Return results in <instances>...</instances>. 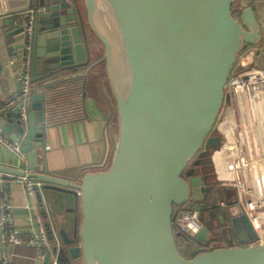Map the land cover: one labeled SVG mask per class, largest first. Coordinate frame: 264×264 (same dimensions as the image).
Returning <instances> with one entry per match:
<instances>
[{"label":"water","instance_id":"obj_1","mask_svg":"<svg viewBox=\"0 0 264 264\" xmlns=\"http://www.w3.org/2000/svg\"><path fill=\"white\" fill-rule=\"evenodd\" d=\"M1 17L30 45L31 89L0 114V129L26 157L27 177L42 184L34 186L42 209V190L77 199L72 237L46 223L49 239L57 236L69 258L81 264H264V243L256 242L241 210L230 221L235 244L207 247L212 239L203 226L192 237L190 257L179 251L173 228L176 208H199L212 189L188 166L204 149L225 143L227 129L216 130L231 101L229 79H246L253 65L264 69L258 18L264 23V0H0ZM88 34L102 46L111 93L104 118L116 131L108 167L68 179L51 174L46 163L38 169L34 150L44 146L52 124L56 76L89 61ZM0 172L24 174L4 165Z\"/></svg>","mask_w":264,"mask_h":264},{"label":"crops","instance_id":"obj_2","mask_svg":"<svg viewBox=\"0 0 264 264\" xmlns=\"http://www.w3.org/2000/svg\"><path fill=\"white\" fill-rule=\"evenodd\" d=\"M258 18L264 26L263 21L260 17ZM23 44V31H17V28H13L9 20L1 17L0 107L18 95L19 83L16 80V68L9 65L8 61L12 54L20 52ZM88 45L89 61L81 67L59 73L56 76L58 79L54 83V86H60V90L56 94L62 91L65 92V90L77 92L74 113L68 119H51L52 124L46 130L44 146L34 150L38 169L43 168L44 163H46L51 174L68 179H71L76 173L81 175L89 170L96 171L108 167L113 148V131H116L114 124H111L110 127L109 124H106L104 118L107 107L111 105V93L105 75L104 63L101 61L102 46L90 34H88ZM253 67L256 66L253 65ZM66 78H71V80L65 81ZM260 79L263 80V83L258 85H262L263 88L264 78ZM260 79L258 82H261ZM83 81H85L84 87L80 89ZM249 83L244 86H248ZM242 87V85H239L236 88V97L240 107L242 104L240 94H254L253 92L250 93L248 89L243 91L244 87ZM241 88L243 92L240 91ZM82 91L85 92L84 99H82ZM254 98L250 96L249 101V115L253 122L252 127L255 133L253 135H255L254 139H256L255 144L257 146L254 156H252L253 152L251 153L250 147L244 142V139L236 135L235 128H233L234 121L228 115L223 120L226 121V124H229L227 130L230 132L232 140L224 141L225 143L219 147L207 149L204 157L207 162L209 177H204L203 165L188 166L192 171L194 168H196V171L198 169L196 175L203 177L205 183L211 185L212 188L201 201L200 207H196L200 211L203 226H206L209 231L207 241L212 239L207 246L210 248L229 246L236 243L230 224L231 218L241 210L252 221L248 212L250 205L257 206L256 211H259L257 213L259 217L256 216V219H261V224L264 227V207L258 209L260 203L264 202V179L261 173L253 172L250 169L251 165H264V161L256 162L254 160L262 153L261 135L256 132L260 120L257 111L260 110L259 106L264 101V97L259 100L254 95ZM243 134L247 137L246 131H243ZM235 151L251 153V157L248 154L245 155L248 166L242 169L240 173L235 171L234 165L229 164V160L233 158ZM260 157L259 159H261ZM18 164L17 157L0 145V165L12 167ZM262 172L264 173V168ZM235 178L240 182V186L233 187L222 184L224 181L229 184L233 183ZM41 195L43 209L37 197L34 200L27 198L22 184L13 183L10 186L9 201L13 206L16 227L29 231L35 226L34 216L37 213L45 228H47L46 223H49L53 228L62 226L69 230L72 227L69 221L79 215L77 199L72 195L52 190H42ZM263 227L261 229H264ZM194 244L193 241L190 252ZM9 257L18 264H34L36 263V250L29 246H16L9 249Z\"/></svg>","mask_w":264,"mask_h":264},{"label":"built area","instance_id":"obj_3","mask_svg":"<svg viewBox=\"0 0 264 264\" xmlns=\"http://www.w3.org/2000/svg\"><path fill=\"white\" fill-rule=\"evenodd\" d=\"M27 36L31 34V23L29 22L25 28ZM30 45L24 43L20 52L14 53L10 56L8 64L16 68V80L20 86V92L13 100L0 107V114L18 105L20 101H25L31 89V76H30ZM246 79L243 75L231 77L227 83L226 92L232 97L236 96L237 86H244L250 80L259 77H264V69L251 67L245 73ZM261 87V86H259ZM230 101V103H231ZM21 117L25 119L26 108L20 107ZM0 145L6 148L9 152L13 153L19 160L18 165L9 167L17 171H22L23 176H16L0 172V264H18L11 260L9 257V249L16 246H29L36 250V263L34 264H61V252L63 244L61 240L55 236L50 240L42 219L39 214L35 213L34 223L35 226L29 231L18 229L15 224L13 213V206L9 201V188L13 183H20L23 185L27 198L34 200L36 197V190L34 186L41 188V183H34L28 177V162L24 154L20 152L19 145L10 142L7 137L1 132L0 129ZM241 153V152H238ZM238 162V161H237ZM237 163L234 164L235 171H238ZM224 186L231 185L233 187L240 186V182L235 178L233 183L224 181ZM264 207V202L259 205L258 209ZM257 209V210H258ZM263 210V209H262ZM259 211H256L257 214ZM251 223L257 234V243H264V229H261V219L255 220L253 215L250 214ZM173 227L177 233L186 235L192 238L198 233L203 224L200 219V212L198 209L188 205L187 208L178 210L173 219ZM264 228V227H263ZM47 257V261L44 262Z\"/></svg>","mask_w":264,"mask_h":264},{"label":"rangeland","instance_id":"obj_4","mask_svg":"<svg viewBox=\"0 0 264 264\" xmlns=\"http://www.w3.org/2000/svg\"><path fill=\"white\" fill-rule=\"evenodd\" d=\"M234 77L235 76H233V79H234ZM258 81H256L255 83H249L248 86H243L244 88L242 87L244 89L243 91H246L248 89V91H250V93L253 92L254 94L253 95H250V94L241 95L239 92L240 97H242L241 98V102H242L241 107L238 104L237 97L231 96L232 97L231 103L229 104V106L226 105L224 107V109L220 115L221 116L220 119L224 118L226 114L230 115V117L234 121L233 122V126H234L233 128H235L236 135H238L244 139V142L247 143V145L250 147L251 153L253 152L252 156H254L255 148L257 146L255 144L256 139H254L255 135H253V134H255L253 132V127H252L253 122L251 121V117L249 115V101H250V96L253 99H255L254 98V95H255V96H257V98L259 100L264 97V87L263 88L258 87L259 86L258 84L263 83V80L260 79L261 82H258ZM242 88L240 89V91H242ZM244 95H245V97H244ZM259 108H260V110L257 111V116L259 117L260 120H259L258 131L256 133L261 135L260 145L262 147V153H261L262 156L260 155L261 157L260 156H258V158L256 157L254 159L256 162L264 161V101L261 103V106H259ZM219 129L220 128H217L216 131L219 132L220 131ZM243 131L247 132V137L244 136ZM248 140H249V142H248ZM249 147H247V149H249ZM251 153L249 154L248 152H246V153L243 152V155L245 156L246 154H248V156H250ZM240 154H242V152L238 153V151H235V153L233 154V158L229 160V162H230L229 164H231V166H233L235 163H237V161H239ZM259 157L261 159H259ZM255 161H253V162H255ZM213 165H214V163H213ZM263 168H264V165H251L250 169H252L253 172L257 171V172L261 173L262 178L264 179V173L262 172ZM259 192H261V191L259 190ZM77 218L79 219V215L77 216Z\"/></svg>","mask_w":264,"mask_h":264},{"label":"trees","instance_id":"obj_5","mask_svg":"<svg viewBox=\"0 0 264 264\" xmlns=\"http://www.w3.org/2000/svg\"><path fill=\"white\" fill-rule=\"evenodd\" d=\"M70 91L69 90L67 91L65 90V92L62 91L59 94H56L51 99L50 105H51V111H52V116L54 120L55 119L61 120L60 118L68 119L74 113L76 99H77V92L76 91L70 92ZM228 115L229 114H226L225 116H228ZM223 119H226V117L219 119V125H220L219 128L221 127V128L227 129L229 127V124H226V121H224ZM182 208H187V206L185 205ZM182 208H176V212ZM174 233H175L179 251L181 252L182 255L186 257H190L191 255L190 249L193 245L192 238L187 237L186 235L177 233L175 228H174Z\"/></svg>","mask_w":264,"mask_h":264},{"label":"flooded vegetation","instance_id":"obj_6","mask_svg":"<svg viewBox=\"0 0 264 264\" xmlns=\"http://www.w3.org/2000/svg\"><path fill=\"white\" fill-rule=\"evenodd\" d=\"M115 126V124H114ZM207 149H204L197 158H195L189 165H203L202 166V171L203 173L205 174L204 177L208 178L210 175L208 173V167L206 166L207 165V162H206V159H205V153H206ZM189 169V168H188ZM198 171V169H197ZM196 168H194L193 170V175H196ZM192 205V204H191ZM70 223V226L72 225L71 228H69V230L66 229L68 235L70 237L73 236V232H74V225H75V218L72 219L71 221H69ZM68 255H67V248H65V246L62 247V252H61V260H60V263L61 264H81L80 260L78 258L74 259V258H67Z\"/></svg>","mask_w":264,"mask_h":264},{"label":"bare ground","instance_id":"obj_7","mask_svg":"<svg viewBox=\"0 0 264 264\" xmlns=\"http://www.w3.org/2000/svg\"><path fill=\"white\" fill-rule=\"evenodd\" d=\"M260 78H262V77H259V76H257V78H255V79H252V80H250L249 82L250 83H255L256 81H258ZM264 78V77H263ZM226 140L225 141H231L232 140V137H231V135H230V132L227 130V132H226ZM237 168H238V171H239V173H240V171L242 170V169H244V168H246L247 166H248V163H247V159H246V157L243 155V153L242 154H240V159H239V161L237 162ZM246 188L244 187V190H245ZM247 192V191H246ZM263 203V202H262ZM261 204V203H260ZM256 208H257V206H252V205H250L249 206V208H248V212L251 214V215H253V217L255 218V220H257L256 219Z\"/></svg>","mask_w":264,"mask_h":264}]
</instances>
